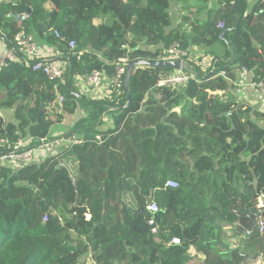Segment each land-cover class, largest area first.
Here are the masks:
<instances>
[{
	"label": "trees",
	"instance_id": "trees-1",
	"mask_svg": "<svg viewBox=\"0 0 264 264\" xmlns=\"http://www.w3.org/2000/svg\"><path fill=\"white\" fill-rule=\"evenodd\" d=\"M183 1L0 0L7 47L24 32L68 63L55 81L33 62L0 70V110H14L15 118L0 115V154L20 138L35 147L64 139L54 127L69 117L77 123L65 139L82 137L42 163L0 167V264H80L89 255L96 264H262L258 223L240 246L231 242L238 225L250 229L246 216L259 213L264 196V112L239 101L232 82L241 69L264 77V0H195L218 7L204 21L189 15L175 26L171 10ZM175 43L190 55L204 50L213 75L187 62L192 80L174 89L158 84L175 70L142 67L129 81L130 103L125 85L102 100L77 88V76L93 71L111 78L120 58L164 61ZM108 112L113 128L103 130ZM148 131L152 148L144 153L137 137ZM170 180L179 187L166 188ZM151 196L160 209L157 234L148 225Z\"/></svg>",
	"mask_w": 264,
	"mask_h": 264
},
{
	"label": "built area",
	"instance_id": "built-area-1",
	"mask_svg": "<svg viewBox=\"0 0 264 264\" xmlns=\"http://www.w3.org/2000/svg\"><path fill=\"white\" fill-rule=\"evenodd\" d=\"M12 1V0H8ZM257 0H248V3L253 5ZM28 14H24L23 18H28ZM220 28L224 27L221 23ZM55 35L58 39L64 40L61 33L56 30ZM16 47L9 48L5 47L0 51V70L3 67L9 65V63H26L29 65L33 62L34 71H41L51 81L63 80L66 73L68 72V63L65 61H48L41 59V53L36 46L35 39L31 35H27L24 32L19 33L16 36ZM69 48L75 50L77 43L75 41L69 42ZM166 61H183L187 65V62L195 63L199 66L203 72L210 70L211 73L215 71V62L212 57L198 54L192 51V55L189 52L183 51L178 43L172 45L166 53ZM77 60H81V56H77ZM129 64L128 58H120L115 64V73L111 78H108L104 71H93L87 76H77V83L90 88L96 96L101 94L105 95V98L110 97L111 94L116 91L120 94V90L125 85L126 70ZM241 75L244 79L240 81L232 82L234 85V92L237 97L246 96L247 91L252 90L255 93L264 95V77L255 80L254 75L247 69L240 70ZM225 76V73H221ZM192 80V76L185 73L183 70H175L170 73L166 78L162 79L158 86H170L174 89L179 88L187 84ZM64 99L61 98L60 102ZM81 138L76 137L71 140L57 139L56 141H41L40 145L35 147L33 140L30 138H20L13 145L9 146L7 150L0 154V167H11L13 169H20L27 165H31L36 160V152L41 151L44 154L54 156L57 151L64 148L72 147L81 143ZM4 144V142L1 141ZM166 188L177 189L179 184L176 181H168ZM146 210L152 216L148 221V225L151 228L153 234H157L159 231L158 225L155 222L153 215L160 211L159 207L151 201L146 203ZM88 220L91 219L90 215H87ZM47 220V217L45 218ZM261 232H264V219L258 222ZM171 244L179 245V239H172Z\"/></svg>",
	"mask_w": 264,
	"mask_h": 264
},
{
	"label": "crops",
	"instance_id": "crops-1",
	"mask_svg": "<svg viewBox=\"0 0 264 264\" xmlns=\"http://www.w3.org/2000/svg\"><path fill=\"white\" fill-rule=\"evenodd\" d=\"M188 1L191 2L192 0H187L186 3ZM174 7H175V10H177L178 17L181 16L183 18V16L186 17V16L191 15L188 12V10H185L184 12L181 11L183 9L179 5L173 6V8ZM217 7H218L217 3L213 2V3H211L208 6V10L204 11V13H206V15H207V11L214 10ZM46 8L49 9V10H52L53 9V5L52 4H47ZM171 13H172V10H171ZM35 41H37L35 43H38L40 45L38 49H39V51L41 53V56H42L41 59L48 60V61H57V59L59 58V55L57 54V51L55 49H53L52 47H50L49 45H47L46 43H44L41 40H36L35 39ZM5 47H6V44L0 40V51L3 50ZM192 51L193 52H197L198 54H201V55H204V52H205L204 50H200V49H197V48H193ZM209 57H211V56H209ZM237 74L238 75H237V80L236 81H240L241 79H244V77L241 75L240 72H238ZM76 85H77V88L79 89V91L82 94L90 97L93 100H102V99L105 98L104 94L96 96V94H94L93 91L90 88H88L86 86H83L80 83H76ZM238 99H239V101H241V102H243V103H245V104H247V105H249L251 107L257 108L260 111L264 112V95L263 94L255 93L254 91L249 90V91H247V95L246 96H240V97H238ZM175 111L177 113H180L181 110L180 109H176ZM110 113H112V112H108V113H106V114H104L102 116V120H103V124L104 125H103V127L101 129H103V130H107V129L113 128V116L110 115ZM0 115L7 122H10V123L15 122L14 110L2 109V110H0ZM82 116H84V114L82 112L81 113L79 112V113H77L75 115V118H79V117H82ZM73 120H76V119H72V118L69 117V119H67V121H64L61 126H59L57 129L55 128L54 129V132H55L54 135L58 136V137L65 138L66 136L71 134V132L73 131V128L76 126V123H77V121L75 122ZM76 132L77 131H75V133ZM152 134H153L152 131H148L146 133H142V134L138 135L137 138L139 139V141H141V142H139V144L143 145V147L145 148V150H143V152L144 151H148L149 152L151 150V148H152V140L150 141V139H151ZM79 136L80 135H77V137H79ZM79 138H82V137H79ZM137 145H138V143H137ZM62 151H63V149L60 150V151H57V154L61 153ZM48 157L49 156L44 154L43 152L37 151L36 152V157H35L36 160L34 161V163H38V164L42 163ZM257 209L259 210V212L264 210V204L262 203L261 198L258 201ZM262 219H264V218H262ZM257 222H258V220H257ZM245 231H250L251 232L252 230L245 229ZM231 235H232L231 242L233 243V245L235 247H238V246L241 245V242L245 239V237L249 236L250 234L247 235V234L244 233L242 236H239V237L238 236L236 237V234H234V235L231 234ZM194 254H195V252L193 250L192 251V255H194ZM194 259H196L197 261H202L203 260L202 256H196ZM128 261H129V258L126 259V262L124 264H127ZM80 264H96V263L92 260L91 255H89V256L83 258L81 260Z\"/></svg>",
	"mask_w": 264,
	"mask_h": 264
},
{
	"label": "water",
	"instance_id": "water-1",
	"mask_svg": "<svg viewBox=\"0 0 264 264\" xmlns=\"http://www.w3.org/2000/svg\"><path fill=\"white\" fill-rule=\"evenodd\" d=\"M28 12L30 13L31 10L28 9ZM18 20H24V18H19ZM41 27L45 30L44 25L42 24ZM233 29H228V31H232ZM225 34L226 32H222L220 39L223 41L225 40ZM142 67H152V68H169L172 70H184L187 68L185 62L183 61H147V60H139V61H135V62H131L128 64L127 66V70H126V77H125V90H126V94H127V98H128V102L130 103V98H131V93H130V87H129V81L132 78L133 72H135L136 70L142 68ZM213 73H210L206 78L212 76ZM44 109V106L41 107L40 112ZM228 115V114H227ZM74 184L76 185V180H74ZM153 200V196L150 197V201ZM261 201L264 204V196L261 197ZM250 222H251V227L250 230L255 227L257 225V220L258 218H264V210H262L261 212L254 214V213H249L246 216ZM247 234L249 235L251 232L250 231H245V229L242 226H237L236 229V234L239 236H242L243 234Z\"/></svg>",
	"mask_w": 264,
	"mask_h": 264
},
{
	"label": "rangeland",
	"instance_id": "rangeland-1",
	"mask_svg": "<svg viewBox=\"0 0 264 264\" xmlns=\"http://www.w3.org/2000/svg\"><path fill=\"white\" fill-rule=\"evenodd\" d=\"M179 5L180 7H182L183 10L181 11H185V10H188V12L191 14L193 20H197L199 19L200 21H204L206 19V13H204V11L208 10V7L207 8H203L199 3H197L195 0L193 1H188L186 4L184 3V1L182 3H177L174 5ZM179 11V10H178ZM180 14V13H179ZM172 17H173V21H174V24L175 26L179 25L183 22L181 20H183V18L180 16L178 17V13H177V10H175V7L172 8ZM185 17V16H183ZM183 26L185 29L188 27V25L184 22V25H181ZM37 42V41H35ZM36 46L39 48V44L36 43ZM9 110V109H8ZM54 128H58L57 127H54ZM55 133V132H53ZM261 263H263V261L261 260Z\"/></svg>",
	"mask_w": 264,
	"mask_h": 264
},
{
	"label": "flooded vegetation",
	"instance_id": "flooded-vegetation-1",
	"mask_svg": "<svg viewBox=\"0 0 264 264\" xmlns=\"http://www.w3.org/2000/svg\"><path fill=\"white\" fill-rule=\"evenodd\" d=\"M262 261H263V263H264V257H263V260H262Z\"/></svg>",
	"mask_w": 264,
	"mask_h": 264
}]
</instances>
